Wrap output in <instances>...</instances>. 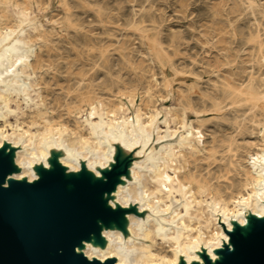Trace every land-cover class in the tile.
<instances>
[{
  "label": "rangeland",
  "instance_id": "obj_1",
  "mask_svg": "<svg viewBox=\"0 0 264 264\" xmlns=\"http://www.w3.org/2000/svg\"><path fill=\"white\" fill-rule=\"evenodd\" d=\"M257 11L252 15L247 1L241 0H81L73 2L76 14L75 21L83 28L86 37L58 36V27L52 21L42 19L44 28L52 34L49 42L35 40L34 46L40 53L45 68L39 70L36 78L42 89V94L54 113L53 122L59 128L75 129V124L68 115L69 106L87 109L82 100L88 98V109L93 102H103L109 108L124 105L123 114L117 116L119 122L109 134L97 121L90 122L96 137L103 142V147L109 156L106 164L91 160L98 157L92 151L90 144L85 147L87 152L83 156L79 151V134L75 131L73 146L65 143L69 134L62 133L58 144L52 136L46 139L44 149L47 151L45 160L34 161L29 167L36 180L48 172L59 167L67 178L75 179L87 177L93 182L105 179L106 174L118 165V171H124L117 180L118 186L129 187L131 183L139 188L142 184L134 177L133 168L147 173L145 162L158 167L162 152H167V145L181 146L182 140H171L166 137L158 139L159 128L166 124V110L170 108L169 100H163L164 75L160 66L154 60V53L150 50V42L156 41L161 53L170 60L167 78L174 81L173 69L188 77L189 84L194 82L201 94L213 99L220 96L213 91L215 72L219 68L228 66L247 67L257 65L260 61L259 47L256 39L264 41V0H253ZM45 4L47 0H42ZM51 18L50 12H45ZM56 20L63 21L64 13L58 10L54 14ZM26 26L14 37L7 39L0 45V69L7 59L8 53L21 54L19 37ZM21 76H19L20 78ZM151 85V96H146V88ZM176 86L179 83L175 82ZM0 87L12 89L22 93L21 86L8 80ZM182 89L187 93V85ZM194 102H199V96H194ZM110 110V109H109ZM140 110L142 117L140 125L136 120V113ZM11 112L0 109V117ZM133 116L131 129L139 136L131 143L128 136L121 130L123 117ZM215 115L203 117V124L192 120L195 127L201 128L205 136L204 150L190 159L196 168L197 176L217 184L221 176V157L225 150L224 139L230 137L229 124L225 120L215 119ZM10 122H15L10 117ZM228 120V119H227ZM152 121V132L143 130L142 123ZM29 122V121H28ZM25 130L29 129L27 123ZM38 126L30 127L33 144L36 143ZM16 136V135H14ZM87 142L90 143L88 132ZM14 138V137H13ZM3 141L1 152H8L13 157L16 152H26L29 148L24 138L8 142L0 134ZM248 143H240L247 150L243 154L261 150L263 144L257 137L247 138ZM189 156V152H186ZM62 161L76 165L79 170L74 171L65 166ZM138 163L141 167H135ZM89 164L93 170H89ZM223 169V168H222ZM95 172L99 174L96 177ZM223 172V171H222ZM147 176V175H146ZM145 176V177H146ZM151 174H149V178ZM27 181V178L23 179ZM35 180V181H36ZM118 195L114 192L107 198L114 209L123 210L125 216L120 218L115 227L109 230L120 231L126 238H132L129 233L130 221L127 216H136L142 221V227L153 220L158 225L161 235L171 230L175 224L167 221V216L155 206L151 210L141 212L139 208L146 202L138 201L129 196L127 207L124 209L118 203ZM259 205L264 209V196ZM244 209L243 217L251 224L256 216L251 208ZM176 206L171 211L176 210ZM217 218V216L215 214ZM233 231L242 232L243 228L236 219H229ZM225 229V225H222ZM232 231V232H233ZM227 243L222 239L216 256H220ZM93 246L95 249H106L108 243L98 237ZM84 250V248L82 249ZM189 251L200 260L207 258L208 249L198 245ZM209 257V256H208ZM186 258L177 255V264H187ZM196 264V263H192Z\"/></svg>",
  "mask_w": 264,
  "mask_h": 264
},
{
  "label": "bare ground",
  "instance_id": "obj_2",
  "mask_svg": "<svg viewBox=\"0 0 264 264\" xmlns=\"http://www.w3.org/2000/svg\"><path fill=\"white\" fill-rule=\"evenodd\" d=\"M81 0H0V45L9 38L14 37L26 26L24 33L19 37L21 54L9 53L0 69V84L8 80L21 86L22 93L18 94L12 89L0 87V109L5 108L11 112L0 117V134L8 142L24 138L29 147L26 152H16L14 164L17 173L9 176V180L34 183L36 180L29 168L34 161L45 160L47 151L44 149L46 139L54 136L59 144L62 133L69 134L65 143L73 146L74 135L78 132L79 151L87 155L85 147L90 144L92 151L98 157L91 160L106 164L109 158L103 142L95 134L90 122L97 121L109 134L111 129L119 122L117 116L123 114L124 105L109 108L103 102H93L88 109V98L82 100L87 104V109L69 106L68 115L71 116L75 129L59 128L53 122L54 113L47 104L42 89L36 78L39 70H43L41 52L35 49L34 41L49 42L52 34L47 32L42 24L52 21L58 27V36L86 37L83 28L74 20L76 14L73 2ZM247 1L253 16L257 11L253 0ZM60 10L64 13V20H56L54 14ZM52 14L51 18L44 15ZM259 47L260 61L257 65L247 67L228 66L219 68L215 72L213 91L215 96L203 95L197 90L194 82L189 84L188 77L173 69L174 81L167 78L170 60L160 50L158 42H150V50L154 53V60L160 66L164 75L163 100H169L170 108L166 110V124L159 128L158 139L169 137L171 140H182L181 146L167 145V152L160 155L158 167L145 162L147 173L133 168L134 177L142 184L139 188L131 183L129 187L118 186L116 193L118 203L126 208L129 196L134 201L142 198L146 204L139 208L141 212L151 210L155 206L167 216V221L175 226L166 230L161 235L158 225L150 220L142 227V221L136 216H127L130 221L129 233L131 238H126L120 231L107 230L100 224V234L108 243L106 249L93 246V242H84V250L77 249V253L84 255L89 261L97 260L104 263L108 259H115L117 264H177L178 253L185 257L187 264H203L189 249L198 245L208 249V256L212 263H217L220 258L215 251L221 245L222 239L231 247L228 232H232L229 219L238 220L243 228L249 227L248 219L244 218V209L247 206L260 220L264 219V209L259 205V200L264 196V41L256 39ZM19 76H21L19 78ZM179 83V86L175 85ZM187 85V93L182 89ZM151 85L144 92L151 96ZM199 96V102H194V96ZM152 97V96H151ZM110 109V110H109ZM208 114L215 115V119L227 121L230 137L224 139L225 150L221 157L218 183L214 184L197 176L196 168L190 159L204 150L205 136L201 128L195 127L194 121L202 126L203 117ZM10 117L15 122H10ZM140 110L136 113V120L140 125ZM121 130L126 133L131 143L138 140L139 136L131 129L134 117H123ZM228 119V120H227ZM29 121V122H28ZM29 129L25 130L24 124ZM38 126L36 143L33 144V135L30 127ZM143 130L152 132V121L142 123ZM88 132L90 143L87 142L85 132ZM16 135V136H14ZM257 137L263 144L260 151L243 154L246 147L240 143H248L247 138ZM14 137V138H13ZM3 141L0 139V150ZM186 152H189V156ZM65 166L74 171L79 168L66 161ZM89 164V170H93ZM135 167H141L138 163ZM192 165V166H191ZM223 168V169H222ZM223 171V172H222ZM149 174L151 177L149 178ZM96 177L99 174L95 172ZM147 175V176H146ZM146 176V177H145ZM113 209L112 203L108 204ZM175 211H171L173 207ZM219 216L217 218L215 216ZM222 225H225V229ZM232 248V247H231ZM233 249V248H232Z\"/></svg>",
  "mask_w": 264,
  "mask_h": 264
},
{
  "label": "water",
  "instance_id": "obj_3",
  "mask_svg": "<svg viewBox=\"0 0 264 264\" xmlns=\"http://www.w3.org/2000/svg\"><path fill=\"white\" fill-rule=\"evenodd\" d=\"M118 168L93 182L67 178L55 167L30 184L8 179L17 173L14 157L0 150V264H117L115 259L89 261L77 249L103 238L100 224L109 230L125 216L107 201L126 173ZM228 236L233 249L226 245L214 264H264V219L256 217ZM203 262L213 264L208 256Z\"/></svg>",
  "mask_w": 264,
  "mask_h": 264
},
{
  "label": "crops",
  "instance_id": "obj_4",
  "mask_svg": "<svg viewBox=\"0 0 264 264\" xmlns=\"http://www.w3.org/2000/svg\"><path fill=\"white\" fill-rule=\"evenodd\" d=\"M9 54V53H8Z\"/></svg>",
  "mask_w": 264,
  "mask_h": 264
}]
</instances>
